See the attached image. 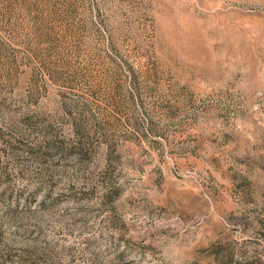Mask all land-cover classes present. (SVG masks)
<instances>
[{
	"label": "rangeland",
	"instance_id": "1",
	"mask_svg": "<svg viewBox=\"0 0 264 264\" xmlns=\"http://www.w3.org/2000/svg\"><path fill=\"white\" fill-rule=\"evenodd\" d=\"M0 264H264V0H0Z\"/></svg>",
	"mask_w": 264,
	"mask_h": 264
}]
</instances>
